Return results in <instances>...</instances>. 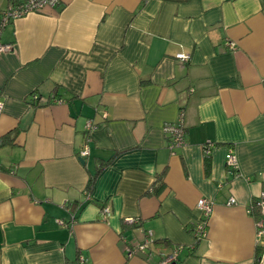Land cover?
<instances>
[{"label": "crops", "instance_id": "1", "mask_svg": "<svg viewBox=\"0 0 264 264\" xmlns=\"http://www.w3.org/2000/svg\"><path fill=\"white\" fill-rule=\"evenodd\" d=\"M0 42V264H264V0H59Z\"/></svg>", "mask_w": 264, "mask_h": 264}, {"label": "built area", "instance_id": "2", "mask_svg": "<svg viewBox=\"0 0 264 264\" xmlns=\"http://www.w3.org/2000/svg\"><path fill=\"white\" fill-rule=\"evenodd\" d=\"M58 2L59 0H21V1L11 2V4L0 14V33L1 30L12 20L17 19L19 17H23L32 12L34 13L41 12L46 7H54L58 4ZM229 47L233 49L234 44L231 42ZM9 49H11L10 44H3L0 42V52L7 51ZM175 57L181 62H186L187 60H189V56L183 52L177 53ZM32 98L34 99L37 98V94L34 93L32 95ZM58 102H61V100H58ZM1 108H2V103L0 102V110ZM86 127L87 129L91 130L95 127V125H93L91 121H88ZM163 130L166 133V135H168L169 146L171 149L181 146L185 143V131L181 121H178L176 123H167L163 126ZM209 144L210 142H207L205 146H208ZM205 151L207 152L206 148ZM87 154H88V149L87 147H85L80 151L79 156L84 157ZM226 164L233 171L238 168L236 155L231 150L226 154ZM234 203H235V199L233 197H230L227 204L231 205ZM257 206L260 209V213L264 214V193L261 194ZM197 207L201 212V218L193 226V236L196 240H199L201 238L206 237L207 235V229H206L207 220L212 211V201L210 199L201 197L197 201ZM103 211L105 212V215H109L108 207H104ZM57 222L63 224L62 220H57ZM125 222L131 224L136 222V219H134L133 217H127L125 218ZM257 227H258L257 238L259 242H261V244L264 245V226H262L261 223L258 221ZM144 248H145V244L140 243L137 244L136 247L128 248L127 251L129 255H132L136 249L143 251ZM174 257L175 256L172 254L166 259V262H171L174 259ZM79 261L80 262L83 261V258L81 256L79 257Z\"/></svg>", "mask_w": 264, "mask_h": 264}, {"label": "trees", "instance_id": "3", "mask_svg": "<svg viewBox=\"0 0 264 264\" xmlns=\"http://www.w3.org/2000/svg\"><path fill=\"white\" fill-rule=\"evenodd\" d=\"M35 92L33 91L32 93H30L29 94V102L30 103H37V101L39 100V96L37 95V98H32V95L34 94ZM184 131H185V129H184ZM6 144V141H5V138L3 137H1L0 138V147H2L3 145H5ZM205 145V144H204ZM206 148V147H205ZM103 166V164H100L99 165V167H98V169H100L101 167ZM94 177L95 176H93V177H91V178H89V181H88V189H90L91 188V185L93 184V180H94ZM258 200L257 201H255V203H254V207L253 208H256L257 209V212L258 211H260V209L258 208Z\"/></svg>", "mask_w": 264, "mask_h": 264}, {"label": "water", "instance_id": "4", "mask_svg": "<svg viewBox=\"0 0 264 264\" xmlns=\"http://www.w3.org/2000/svg\"><path fill=\"white\" fill-rule=\"evenodd\" d=\"M80 161H81V162H84V158H80Z\"/></svg>", "mask_w": 264, "mask_h": 264}]
</instances>
